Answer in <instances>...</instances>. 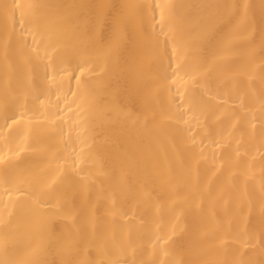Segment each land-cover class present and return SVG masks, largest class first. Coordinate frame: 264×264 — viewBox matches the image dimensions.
I'll list each match as a JSON object with an SVG mask.
<instances>
[{
  "label": "bare ground",
  "instance_id": "bare-ground-1",
  "mask_svg": "<svg viewBox=\"0 0 264 264\" xmlns=\"http://www.w3.org/2000/svg\"><path fill=\"white\" fill-rule=\"evenodd\" d=\"M0 264H264V0H0Z\"/></svg>",
  "mask_w": 264,
  "mask_h": 264
}]
</instances>
